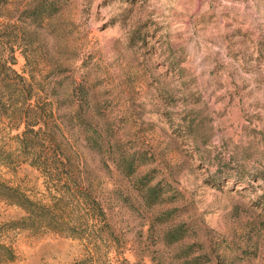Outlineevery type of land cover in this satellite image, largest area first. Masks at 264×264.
I'll return each mask as SVG.
<instances>
[{
	"label": "rangeland",
	"instance_id": "obj_1",
	"mask_svg": "<svg viewBox=\"0 0 264 264\" xmlns=\"http://www.w3.org/2000/svg\"><path fill=\"white\" fill-rule=\"evenodd\" d=\"M2 1L43 129L26 152L0 117V182L39 205L0 198V264H264V0Z\"/></svg>",
	"mask_w": 264,
	"mask_h": 264
},
{
	"label": "trees",
	"instance_id": "obj_2",
	"mask_svg": "<svg viewBox=\"0 0 264 264\" xmlns=\"http://www.w3.org/2000/svg\"><path fill=\"white\" fill-rule=\"evenodd\" d=\"M5 3L0 0V20L2 18L1 13L5 10ZM52 12L57 11V6L55 1H50L45 3H39L34 7L27 8L24 13H35L42 11L46 12L49 9ZM48 12V11H47ZM50 14V13H49ZM35 16V15H33ZM0 27H2V22L0 21ZM9 39V43L13 46L11 47L12 53H15L14 45L18 43L17 37L10 35L6 37ZM3 39H0V117L8 118L13 123L12 126L15 127H24V131L18 140L21 147L24 151H29L32 149V145L35 141V135L42 131V127L38 131L35 130V127L42 125L40 121V115L31 107L30 100L32 98V86L26 84V79L20 75L15 69L14 66L17 64V59L14 55L8 56V52L5 49L7 47L6 43H3ZM31 164L33 166H38L35 158L31 159ZM126 166L124 169L125 174L128 176L133 175L136 172V161L131 159L130 161H125ZM46 165H49L48 161ZM119 166V164H118ZM153 178L150 174H146L138 182L137 189L142 193L145 192V200L149 206H155L161 203V198L164 195V190L160 185H152ZM0 198L11 205H17L24 209L27 213L30 214L31 219L36 218L38 213V204L32 201L25 193L21 192L18 189L7 186L4 183L0 182ZM42 210L46 212L47 219L49 218L50 210L46 207H42ZM169 214V212H168ZM161 223L167 222L168 219L160 218ZM48 222H51V218L48 219ZM58 222V221H57ZM188 228L186 225L182 224L175 228H172L164 233L163 241L167 245L178 244L183 241L188 236ZM188 248L191 249V246ZM0 249L4 252V260L0 263L10 262L15 259V252L6 246H0ZM193 254L192 250L187 252L186 258L190 257ZM200 259L196 257L193 260H187L186 264H201Z\"/></svg>",
	"mask_w": 264,
	"mask_h": 264
}]
</instances>
